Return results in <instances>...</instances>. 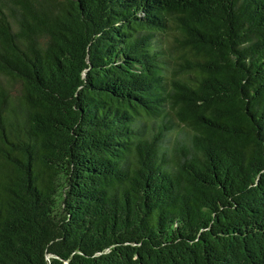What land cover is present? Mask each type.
Wrapping results in <instances>:
<instances>
[{"label": "trees", "instance_id": "16d2710c", "mask_svg": "<svg viewBox=\"0 0 264 264\" xmlns=\"http://www.w3.org/2000/svg\"><path fill=\"white\" fill-rule=\"evenodd\" d=\"M0 264H264V0H0Z\"/></svg>", "mask_w": 264, "mask_h": 264}]
</instances>
